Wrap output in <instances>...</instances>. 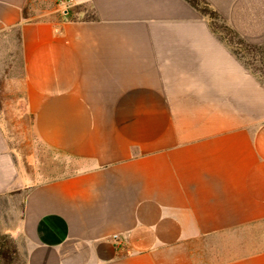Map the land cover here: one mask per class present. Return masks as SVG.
Returning a JSON list of instances; mask_svg holds the SVG:
<instances>
[{"label":"crops","instance_id":"crops-1","mask_svg":"<svg viewBox=\"0 0 264 264\" xmlns=\"http://www.w3.org/2000/svg\"><path fill=\"white\" fill-rule=\"evenodd\" d=\"M205 1L264 43V0ZM230 40L188 0H0V66L22 69L0 236L22 264H264V81Z\"/></svg>","mask_w":264,"mask_h":264},{"label":"rangeland","instance_id":"rangeland-1","mask_svg":"<svg viewBox=\"0 0 264 264\" xmlns=\"http://www.w3.org/2000/svg\"><path fill=\"white\" fill-rule=\"evenodd\" d=\"M38 6L44 8V9H52V8H59L61 5H59L58 0H38ZM213 25L219 29L222 30V27L226 25L221 19L215 20L213 22ZM257 46H264V43H252ZM252 48L253 47H247ZM254 50V49H253ZM244 55V59L246 62H248L251 67L258 72V74L263 78L264 81V56L261 58L260 55L254 56L253 53H248L245 49L242 52ZM1 74H0V101L5 103V106L7 107H15V100L14 98L18 96L22 91V84L20 82L22 77V69H21V62L20 60H15L14 63H10L9 67H3L0 66ZM17 128V126H16ZM21 136L23 139L26 140H35L32 127H31V117L30 116H23L21 125ZM41 154L47 156L48 158H51L50 156L56 157L54 153H52L50 150L42 148L40 150ZM60 163H55L53 165L54 174L55 171L58 170L56 165ZM11 245L15 247V244L12 240H9ZM12 258L8 260L0 259V264H22V259L19 257V254L16 252L11 253ZM6 261H8L6 263Z\"/></svg>","mask_w":264,"mask_h":264},{"label":"trees","instance_id":"trees-1","mask_svg":"<svg viewBox=\"0 0 264 264\" xmlns=\"http://www.w3.org/2000/svg\"><path fill=\"white\" fill-rule=\"evenodd\" d=\"M188 1L193 6H195L201 13H203L204 15H206L210 19L211 26H213V28L215 30H218V28L213 25V22L215 20L220 19V16L218 15V13L215 10H213L209 6V4L205 0H188ZM222 29L226 32V34H229L230 35V37H231V40H230L231 43L234 41L238 45V47L236 46V49L233 50V52L236 53L237 55H239L240 57H242L241 49L242 50L245 49L248 53H251V54L253 53L254 56L260 55L261 58L264 56V46H257V45H254L252 43L246 42L245 40H243L241 38H236L237 35L227 25H224L222 27ZM234 38H236V39H234ZM239 46L241 48H239ZM247 47H253L254 50L252 48L249 49ZM246 64L257 75H259L258 72L255 71L248 62H246ZM9 240L10 239L6 235L0 236V259H4V260H8L9 261L12 258L11 253H14V254L16 253L15 247H13L11 245L12 243H10ZM8 261H6V263Z\"/></svg>","mask_w":264,"mask_h":264},{"label":"built area","instance_id":"built-area-1","mask_svg":"<svg viewBox=\"0 0 264 264\" xmlns=\"http://www.w3.org/2000/svg\"><path fill=\"white\" fill-rule=\"evenodd\" d=\"M59 4L63 7H70L76 4L77 0H58Z\"/></svg>","mask_w":264,"mask_h":264}]
</instances>
